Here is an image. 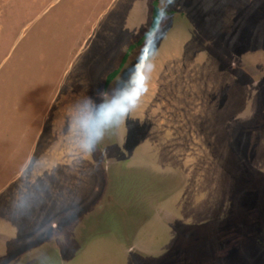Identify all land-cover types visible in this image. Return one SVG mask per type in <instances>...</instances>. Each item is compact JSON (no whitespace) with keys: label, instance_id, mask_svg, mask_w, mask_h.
Returning <instances> with one entry per match:
<instances>
[{"label":"rangeland","instance_id":"rangeland-1","mask_svg":"<svg viewBox=\"0 0 264 264\" xmlns=\"http://www.w3.org/2000/svg\"><path fill=\"white\" fill-rule=\"evenodd\" d=\"M140 56L74 158L66 109ZM0 264H264V0H0Z\"/></svg>","mask_w":264,"mask_h":264},{"label":"clouds","instance_id":"clouds-1","mask_svg":"<svg viewBox=\"0 0 264 264\" xmlns=\"http://www.w3.org/2000/svg\"><path fill=\"white\" fill-rule=\"evenodd\" d=\"M155 71L156 65L152 59L140 56L127 77L119 80L110 94L99 93L100 100L83 96L68 106L65 125L74 158L83 159L91 154L97 144L140 105L149 91Z\"/></svg>","mask_w":264,"mask_h":264},{"label":"trees","instance_id":"trees-1","mask_svg":"<svg viewBox=\"0 0 264 264\" xmlns=\"http://www.w3.org/2000/svg\"><path fill=\"white\" fill-rule=\"evenodd\" d=\"M156 6H157V4L155 3V6L153 7V10L156 12ZM157 23H158V12H156V16L152 19V24H151V29H154L155 28V26L157 25ZM125 60H126V56L125 57H123V59H122V61H121V64H120V66H119V68H121V66L124 64V62H125ZM118 68V69H119ZM117 72H118V70H116V71H114V72H112V73H110L108 76H107V78H106V82H105V86L115 77V75L117 74Z\"/></svg>","mask_w":264,"mask_h":264}]
</instances>
